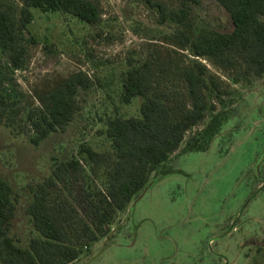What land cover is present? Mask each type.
Wrapping results in <instances>:
<instances>
[{
	"label": "trees",
	"instance_id": "obj_1",
	"mask_svg": "<svg viewBox=\"0 0 264 264\" xmlns=\"http://www.w3.org/2000/svg\"><path fill=\"white\" fill-rule=\"evenodd\" d=\"M141 1L155 12L157 24L171 29L165 35L189 62L175 64L158 45L127 53L115 94L121 105L139 100L138 113L126 114L115 103L101 117L103 149L83 141L70 156L54 157L51 172L29 186L24 209L33 235L25 244L13 231L19 193L0 175V264H74L111 233L118 215L142 194L153 173L165 172L177 151L209 148L233 100L227 101L230 92L202 59L233 72L234 82L264 77V0H217L231 17V30L194 20L202 0ZM34 10L69 15L99 36L106 31L94 0H21L18 15L0 0V126L19 132L27 126L30 143L39 146L67 130L83 108L81 93L97 82L77 71L38 94V104H27L16 73L27 66L29 45L38 43L30 28ZM175 80L181 87L173 86ZM253 264H264V244H258Z\"/></svg>",
	"mask_w": 264,
	"mask_h": 264
},
{
	"label": "rangeland",
	"instance_id": "obj_2",
	"mask_svg": "<svg viewBox=\"0 0 264 264\" xmlns=\"http://www.w3.org/2000/svg\"><path fill=\"white\" fill-rule=\"evenodd\" d=\"M5 1L18 15L21 0ZM94 1L102 9L103 36L69 15L34 10L30 28L38 43L29 45L27 66L16 73L27 104H38V94L85 71L97 84L81 93L80 113L65 132L53 133L39 146L30 143L27 126L23 132L0 126V175L19 193L13 231L24 244L33 235L24 209L29 186L51 172L54 157L70 156L83 141L103 149L101 117L115 103L126 114L138 113L139 100L121 105L115 94L127 53L158 45L175 64L189 62L165 35L171 29L157 24L155 12L141 0ZM194 20L219 30L233 28L217 0H202ZM202 61L230 92L228 119L207 150L177 151L165 172L153 173L111 233L74 264H253L258 244H264V77L234 82L233 72ZM172 84L181 87L178 80Z\"/></svg>",
	"mask_w": 264,
	"mask_h": 264
}]
</instances>
